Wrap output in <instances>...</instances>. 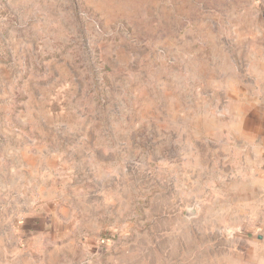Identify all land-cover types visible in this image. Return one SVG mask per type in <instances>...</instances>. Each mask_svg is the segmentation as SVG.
Masks as SVG:
<instances>
[{
	"label": "rangeland",
	"instance_id": "rangeland-1",
	"mask_svg": "<svg viewBox=\"0 0 264 264\" xmlns=\"http://www.w3.org/2000/svg\"><path fill=\"white\" fill-rule=\"evenodd\" d=\"M247 240L264 0H0V264H235Z\"/></svg>",
	"mask_w": 264,
	"mask_h": 264
},
{
	"label": "crops",
	"instance_id": "crops-1",
	"mask_svg": "<svg viewBox=\"0 0 264 264\" xmlns=\"http://www.w3.org/2000/svg\"><path fill=\"white\" fill-rule=\"evenodd\" d=\"M243 242L245 244H248L247 250H240V248H238L235 245V264H249V263H237L236 261L243 260V259H250V258L254 259L256 257L255 255L256 253H255V250L253 251L252 249H254L257 244H259V246L261 245L264 247V242H261V241L247 240ZM236 243L237 242L235 241V244ZM262 258H264V254L262 255ZM260 264H264V261L263 263H260Z\"/></svg>",
	"mask_w": 264,
	"mask_h": 264
}]
</instances>
